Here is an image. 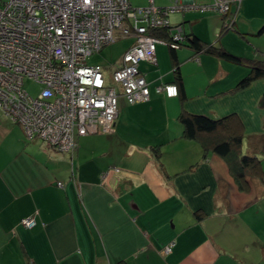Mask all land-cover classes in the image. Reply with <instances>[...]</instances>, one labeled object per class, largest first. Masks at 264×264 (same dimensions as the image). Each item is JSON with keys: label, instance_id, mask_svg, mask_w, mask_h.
Instances as JSON below:
<instances>
[{"label": "crops", "instance_id": "0c3cea01", "mask_svg": "<svg viewBox=\"0 0 264 264\" xmlns=\"http://www.w3.org/2000/svg\"><path fill=\"white\" fill-rule=\"evenodd\" d=\"M232 10L223 33L216 12L171 21L204 49L158 44L157 61L140 63L151 99L121 98L113 131L78 137L73 152L28 138L0 109V264H264V78L240 86L247 64L205 49L264 60V0ZM120 40L122 55L101 64L107 74L134 41ZM168 83L178 96L156 92ZM184 112L233 115L262 174L240 188L224 157L184 136ZM29 216L33 228L21 223Z\"/></svg>", "mask_w": 264, "mask_h": 264}, {"label": "built area", "instance_id": "2783aa9c", "mask_svg": "<svg viewBox=\"0 0 264 264\" xmlns=\"http://www.w3.org/2000/svg\"><path fill=\"white\" fill-rule=\"evenodd\" d=\"M170 1L134 6L131 0H0V109L28 138L61 152H73L78 137L111 133L121 98L130 104L151 99L140 63L157 61L158 44L176 50L186 43L185 27L173 25L171 13L216 12L225 20L223 30L234 28L237 0ZM122 37L134 41L111 74L88 62ZM27 79L40 84L36 96L26 89ZM155 89L168 97L179 94L175 83ZM21 222L27 228L37 223L33 216ZM170 251L168 246L165 253Z\"/></svg>", "mask_w": 264, "mask_h": 264}, {"label": "trees", "instance_id": "16d2710c", "mask_svg": "<svg viewBox=\"0 0 264 264\" xmlns=\"http://www.w3.org/2000/svg\"><path fill=\"white\" fill-rule=\"evenodd\" d=\"M156 34L159 33L156 32ZM187 40L196 50L200 51L204 49V45L196 36L192 38L187 36ZM205 49L225 59L251 66L249 75L243 79L240 86L246 87L253 81L264 78V60L239 57L226 50L218 51L212 46ZM177 74L179 75V73ZM180 121L184 126V136L186 138L198 141L205 151L212 150L227 160L230 170L240 188H248L245 177L249 173L262 174L261 163L257 157L242 154L243 134L240 133L239 126L233 115L221 119H213L206 115H193L184 112L180 115ZM160 152V150L159 152L157 151L156 155H160Z\"/></svg>", "mask_w": 264, "mask_h": 264}, {"label": "rangeland", "instance_id": "374dc122", "mask_svg": "<svg viewBox=\"0 0 264 264\" xmlns=\"http://www.w3.org/2000/svg\"><path fill=\"white\" fill-rule=\"evenodd\" d=\"M131 2L133 3L134 6H144V5L149 3V0H131ZM156 3L159 6H169L172 4V2L170 0H156ZM183 14L184 13H181V12L180 13H177V12L171 13L170 19H171L172 23H174V21L176 19L181 18L183 16ZM231 30H233V29H230L228 31H231ZM223 32H225V30H223ZM218 33L219 32L216 33V37L219 38ZM123 44H124V40H122V41L120 40V41H117L111 45L106 46L102 50V52H99L96 55L89 57L88 62L90 64H102V65L109 66V63H111V61L119 58V56L122 55ZM243 65L245 66L246 64H243ZM247 67L249 69H251V66L247 65ZM25 87L30 92V94H32L33 96H36L40 92V89H41L40 84L36 83L35 81H33L31 79L26 80ZM3 114H4V112H3ZM242 154L248 155V152L245 149H243ZM260 157L261 158L263 157L262 153H260Z\"/></svg>", "mask_w": 264, "mask_h": 264}]
</instances>
